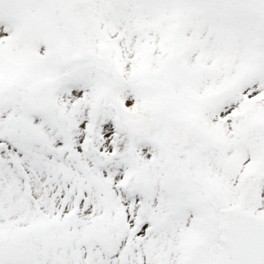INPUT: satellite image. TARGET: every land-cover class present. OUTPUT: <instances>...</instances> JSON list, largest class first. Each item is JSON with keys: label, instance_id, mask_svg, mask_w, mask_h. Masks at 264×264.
I'll list each match as a JSON object with an SVG mask.
<instances>
[{"label": "snow or ice", "instance_id": "obj_1", "mask_svg": "<svg viewBox=\"0 0 264 264\" xmlns=\"http://www.w3.org/2000/svg\"><path fill=\"white\" fill-rule=\"evenodd\" d=\"M0 264H264V0H0Z\"/></svg>", "mask_w": 264, "mask_h": 264}]
</instances>
